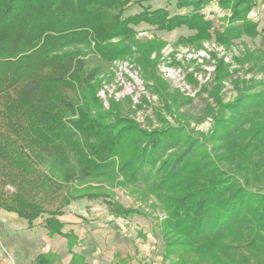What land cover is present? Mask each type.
<instances>
[{
  "label": "trees",
  "instance_id": "16d2710c",
  "mask_svg": "<svg viewBox=\"0 0 264 264\" xmlns=\"http://www.w3.org/2000/svg\"><path fill=\"white\" fill-rule=\"evenodd\" d=\"M173 1L186 13L146 7L126 14L130 0H0V211L16 213L29 227L41 219L49 236L61 235L71 246L76 237L63 232L59 220L71 203L100 201L114 215L130 216L103 190L121 177L156 195L166 213L160 235L180 242L172 245L211 247L224 264H250L252 255L264 260L260 177L250 183L228 155L213 159L212 149L183 138L178 127L146 130L132 119L101 113L93 82L101 71L97 61L107 65L128 54L124 42L134 39L140 23L161 31L186 27L194 34L182 42L213 37L225 47L264 37V28L248 17L257 0H219L221 8H230L221 29L203 13L211 0ZM88 59L97 67H89ZM121 130L132 131L129 139ZM182 139L184 147L172 154ZM259 175L264 179V170ZM237 229L243 234L231 236ZM163 248L166 258L164 241Z\"/></svg>",
  "mask_w": 264,
  "mask_h": 264
},
{
  "label": "rangeland",
  "instance_id": "374dc122",
  "mask_svg": "<svg viewBox=\"0 0 264 264\" xmlns=\"http://www.w3.org/2000/svg\"><path fill=\"white\" fill-rule=\"evenodd\" d=\"M174 4L173 0H130L126 14L139 13L146 7H166L170 15L186 13ZM212 5L213 0L203 13L214 29H221L223 20L230 16V8H222L226 10L222 14L216 8L211 10ZM248 17L262 30L264 4L257 0ZM134 30V39L124 42L130 49L128 54L107 65L97 61L101 71L93 82L98 86L96 97L101 113L132 119L146 130L178 127L183 138L190 136L204 143L209 151L212 149L213 159L228 155L232 168L245 170L240 175L250 178V183L260 177L258 184L263 185L259 173L264 170V99L257 100L256 105L249 104L256 95L264 96V54L260 52L264 51V37L243 38L242 42L225 47L213 37L182 42L194 34L186 27L161 31L140 23ZM87 63L92 69L97 67L89 59ZM108 121L107 117L104 122ZM125 131L121 130L122 137L129 139L132 131ZM186 142L182 139L180 148L171 153H179ZM222 163L226 167L227 161ZM253 171L259 172L252 175ZM116 182L104 183L103 190L131 210L130 216H116L100 201L73 202L64 209V213L74 217V223L69 225L81 231L78 234L83 240L88 235V241L104 247L105 263L116 251L126 256L130 264H224L223 254L211 247H178L177 237L169 233L161 236L166 213L156 195L147 193L146 188L124 184L121 177ZM97 185L100 184L92 183ZM87 191L92 190L83 192ZM236 232L243 234L237 229L232 230L231 236ZM163 241L168 245L166 258ZM234 258L237 257L233 255ZM116 260L114 257L112 262ZM250 264H264V260L252 255Z\"/></svg>",
  "mask_w": 264,
  "mask_h": 264
},
{
  "label": "crops",
  "instance_id": "0c3cea01",
  "mask_svg": "<svg viewBox=\"0 0 264 264\" xmlns=\"http://www.w3.org/2000/svg\"><path fill=\"white\" fill-rule=\"evenodd\" d=\"M218 1L213 0L215 5H212L211 10L216 8L224 14L226 10H222ZM71 218L74 217L67 213L59 218L64 225L63 232L72 233L76 237V241L70 246L61 235L49 236L38 219L29 227L16 213L1 210L0 264H40L39 257L46 255L56 259L53 264H130L126 256H120L116 251L112 252L110 261L105 263L103 255L107 254L104 247L88 241V235L83 240L78 234L79 230L69 225L74 223ZM114 257L117 258L116 262H112Z\"/></svg>",
  "mask_w": 264,
  "mask_h": 264
}]
</instances>
